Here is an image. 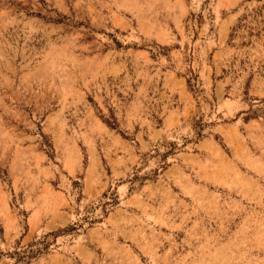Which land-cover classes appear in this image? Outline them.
I'll list each match as a JSON object with an SVG mask.
<instances>
[{
  "label": "rangeland",
  "instance_id": "obj_1",
  "mask_svg": "<svg viewBox=\"0 0 264 264\" xmlns=\"http://www.w3.org/2000/svg\"><path fill=\"white\" fill-rule=\"evenodd\" d=\"M0 264H264V0H0Z\"/></svg>",
  "mask_w": 264,
  "mask_h": 264
},
{
  "label": "crops",
  "instance_id": "obj_2",
  "mask_svg": "<svg viewBox=\"0 0 264 264\" xmlns=\"http://www.w3.org/2000/svg\"><path fill=\"white\" fill-rule=\"evenodd\" d=\"M100 172H88L86 174V179L84 180L82 187H81V192L78 197V202L76 205V216L80 212V210H86L87 208H90V205L94 204L95 202L99 203V201L103 197V193L107 192L110 189V182L105 181L106 176L102 175ZM120 176V175H119ZM127 186L122 185L120 187V192L119 193H125L127 191ZM142 192L136 193L134 195H131L130 198L126 200L125 205L128 206L129 208L135 207L138 209L144 208L147 213L149 212V204L150 202H154V199L157 200L160 198V191L158 189V186H156L155 183H149L146 185L144 188H142ZM97 232L96 229H94L91 234ZM88 242H79L77 244V247L84 245H89L90 240L96 242V238L90 239L89 236H87ZM99 244V243H98ZM97 247L102 249V246L100 244ZM105 249L108 248L107 245L104 247Z\"/></svg>",
  "mask_w": 264,
  "mask_h": 264
}]
</instances>
